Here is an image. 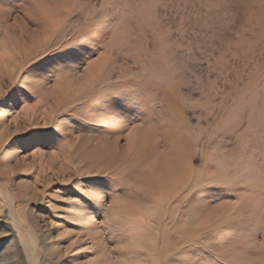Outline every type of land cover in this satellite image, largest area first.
Returning <instances> with one entry per match:
<instances>
[{"label":"rangeland","instance_id":"rangeland-1","mask_svg":"<svg viewBox=\"0 0 264 264\" xmlns=\"http://www.w3.org/2000/svg\"><path fill=\"white\" fill-rule=\"evenodd\" d=\"M28 3H0L3 93L17 85L41 48L43 37L32 32ZM90 3L99 6L102 0ZM117 3L116 59L129 62L127 71L158 69L162 110L155 121L137 122L115 135L64 121L56 125L63 139L31 148L18 137L29 128L54 125L64 114V94L30 89L33 98L18 110L0 108V230L5 237L0 244L6 264H63L65 259L70 264H154L169 247L186 242L181 233L200 222L199 202L189 200L205 181L221 173L242 188L264 181V2ZM75 26L50 39L64 42ZM246 109L242 135L249 142L242 145L227 133ZM99 175L125 177L110 189L104 206L106 219L122 221L119 239L111 236L110 225H98L93 215L70 207L73 197L61 198V190L79 188L76 181ZM148 198L151 204L145 203ZM237 203L225 198L218 207L231 211L227 205ZM242 264H264V253L257 248Z\"/></svg>","mask_w":264,"mask_h":264},{"label":"snow or ice","instance_id":"snow-or-ice-1","mask_svg":"<svg viewBox=\"0 0 264 264\" xmlns=\"http://www.w3.org/2000/svg\"><path fill=\"white\" fill-rule=\"evenodd\" d=\"M19 2L0 0L12 7ZM26 6L32 14V32L43 37L41 48L30 59L17 85L8 93L0 92V108L18 110L24 100L33 98L30 89L35 88L63 93L65 107L64 114L54 125L29 128L19 140L35 148L63 139L56 125L64 121L74 128L88 126L93 131L115 135L137 122L148 123L158 118L162 110L158 69L134 67L127 71L129 62L117 61L114 54L117 47L114 28L121 21L117 0H102L99 6L91 4L90 0H30ZM74 23L76 26L64 42L50 39ZM101 52L105 53L103 57L99 56ZM247 120L246 109L231 123L227 133L230 141L235 134L240 144L249 142V138L242 135ZM11 144L7 148H11ZM223 175L205 181V186L192 194L189 203L199 202L200 222L181 233L186 242H180L179 247H169L167 252L158 255L154 264H228L229 261L242 264L244 258L256 255L257 248L264 253V181L259 187L242 188L228 183ZM124 179L114 175L88 176L76 181L79 188L61 190V198L73 197L70 207L93 215L98 225L101 222L110 225L111 236L119 239L122 221L106 219L104 206L110 199V189L119 186ZM225 198L239 200V203L227 205L231 211H222L218 202ZM145 203L151 204V198ZM4 239L0 230V241ZM255 240L261 243H253ZM0 264H6L3 244H0ZM63 264H70V260L65 259Z\"/></svg>","mask_w":264,"mask_h":264}]
</instances>
